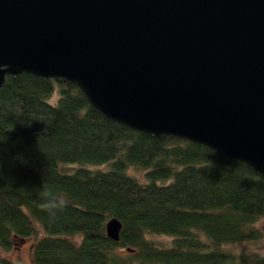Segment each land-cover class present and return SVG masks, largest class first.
<instances>
[{"label":"trees","instance_id":"16d2710c","mask_svg":"<svg viewBox=\"0 0 264 264\" xmlns=\"http://www.w3.org/2000/svg\"><path fill=\"white\" fill-rule=\"evenodd\" d=\"M102 162L109 168L88 165ZM46 188L68 201L54 221L37 206ZM110 216L116 240L104 231ZM263 216L264 175L244 162L108 118L65 78L5 76L1 248L29 237L31 264H264L247 249ZM0 264L13 261L0 254Z\"/></svg>","mask_w":264,"mask_h":264},{"label":"water","instance_id":"95a60500","mask_svg":"<svg viewBox=\"0 0 264 264\" xmlns=\"http://www.w3.org/2000/svg\"><path fill=\"white\" fill-rule=\"evenodd\" d=\"M21 72L264 175V0H0V87Z\"/></svg>","mask_w":264,"mask_h":264},{"label":"rangeland","instance_id":"374dc122","mask_svg":"<svg viewBox=\"0 0 264 264\" xmlns=\"http://www.w3.org/2000/svg\"><path fill=\"white\" fill-rule=\"evenodd\" d=\"M71 164H68L70 166ZM90 167H98L101 169H107L109 168L108 162H102V163H91L88 164ZM127 172L134 174L139 180H142L141 171L138 169L128 168ZM256 224L260 227V229L263 232V237L253 245H249L247 247L248 250H255L258 253L262 254L264 256V216L260 217ZM152 238L158 240V241H165L168 240L170 237L165 234H154L152 235ZM29 243L30 238H21L17 241V243L14 245L12 249L5 250L0 247V254L7 256L13 261V264H31L30 258H29Z\"/></svg>","mask_w":264,"mask_h":264},{"label":"clouds","instance_id":"9594fccd","mask_svg":"<svg viewBox=\"0 0 264 264\" xmlns=\"http://www.w3.org/2000/svg\"><path fill=\"white\" fill-rule=\"evenodd\" d=\"M37 206L54 221L68 206V201L60 197L53 189L46 188L41 192Z\"/></svg>","mask_w":264,"mask_h":264}]
</instances>
